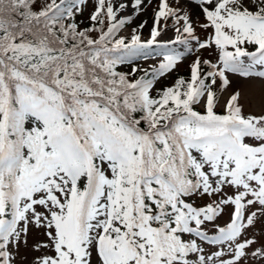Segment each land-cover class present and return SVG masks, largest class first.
I'll use <instances>...</instances> for the list:
<instances>
[{"label": "snow or ice", "instance_id": "6c2138e0", "mask_svg": "<svg viewBox=\"0 0 264 264\" xmlns=\"http://www.w3.org/2000/svg\"><path fill=\"white\" fill-rule=\"evenodd\" d=\"M88 4L0 0V264H264V0Z\"/></svg>", "mask_w": 264, "mask_h": 264}, {"label": "rangeland", "instance_id": "374dc122", "mask_svg": "<svg viewBox=\"0 0 264 264\" xmlns=\"http://www.w3.org/2000/svg\"><path fill=\"white\" fill-rule=\"evenodd\" d=\"M93 2H94V0H89V4L83 12V17H82L81 21H84V23L86 21H88L87 18L89 16L90 12L93 10ZM144 20H147L148 23L145 25V28L142 30V35L144 38H147L149 35L150 28L152 26V10H151V8L146 10L144 13H141L140 16L136 17L135 20L133 21V23L128 25L124 31H128L132 27H137L139 25V23H141ZM169 23H171V22H169ZM173 35H174L173 31L168 30L167 33L161 37V39L167 40L169 38H172ZM204 56L206 57L207 53H204ZM194 58L195 57L193 55H189L182 63H180L178 65L176 70H174L172 73H170L167 77H163L160 80H158L156 82L155 87L159 86L161 84H169L177 77L178 74H181V73L184 74L185 71L188 70L190 63L192 62V60ZM154 62L155 61H153L151 59L147 60V61H145L143 59H139L136 61L137 64L145 66V67L149 64L154 63ZM121 66H123V68L126 72L130 71V67H131L130 65L125 64V65H121ZM247 87H248L247 85H242L241 90L243 91ZM227 219H228V216H227V213H225L221 218L218 219L217 222L220 224H223L225 221H227ZM258 229H259V226H257V230Z\"/></svg>", "mask_w": 264, "mask_h": 264}, {"label": "trees", "instance_id": "16d2710c", "mask_svg": "<svg viewBox=\"0 0 264 264\" xmlns=\"http://www.w3.org/2000/svg\"><path fill=\"white\" fill-rule=\"evenodd\" d=\"M82 17H83V14H82V15H78V16H77V22L81 21ZM87 23H88V21H86V22L84 23V25H82V26H86ZM129 30H130V29H129ZM129 30H128V31H129ZM126 33H127V31H123L121 34H126ZM118 70H119V71H124V72H126V71L124 70L123 66H120ZM189 75H190V69L188 68V70H186L184 74H183V73L178 74L176 78H178L179 76H184V77L187 78ZM176 78H175V79H176ZM175 79H174L171 83H169V84H161V85H159V86H156L155 88H156V89H160V88H164V87L171 86V85L174 83ZM153 94H155V90L153 91Z\"/></svg>", "mask_w": 264, "mask_h": 264}]
</instances>
